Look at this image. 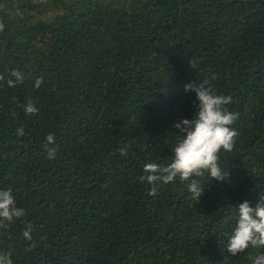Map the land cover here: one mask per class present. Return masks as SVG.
I'll return each mask as SVG.
<instances>
[{
  "label": "trees",
  "instance_id": "1",
  "mask_svg": "<svg viewBox=\"0 0 264 264\" xmlns=\"http://www.w3.org/2000/svg\"><path fill=\"white\" fill-rule=\"evenodd\" d=\"M0 22V190L25 210L0 229L13 264H252L264 254L226 250L236 207L264 197V0H0ZM13 70L25 78L9 87ZM204 79L239 113L234 148L219 154L229 177L197 178V203L179 177L149 195L138 178L147 163L171 162L174 124L198 105L185 85ZM29 101L36 114H25Z\"/></svg>",
  "mask_w": 264,
  "mask_h": 264
},
{
  "label": "clouds",
  "instance_id": "2",
  "mask_svg": "<svg viewBox=\"0 0 264 264\" xmlns=\"http://www.w3.org/2000/svg\"><path fill=\"white\" fill-rule=\"evenodd\" d=\"M5 25L0 22V32ZM190 67L195 69L198 62L195 59L189 60ZM15 79H8L9 87H15L18 83H23L24 75L19 70L10 73ZM5 78L0 75V81ZM43 82V77L35 80V86L39 87ZM185 91H194L198 105L191 119H182L174 124L178 129V139L172 149L173 157L166 166L157 163H147L144 166V175L138 179L141 183L147 182L151 185L149 195H156L161 184L174 183L179 177L181 183L185 185L191 195V199L199 201L205 191V186L201 183L200 177L207 174L210 179L225 181L229 177L219 163V154L231 152L236 143L238 132L232 127L239 117V113L229 111L227 105L232 102L231 96L215 94L208 81L197 86L194 83L185 85ZM27 115L36 114L38 109L29 101L24 106ZM18 137L25 133L23 128H18ZM45 151L48 159H55L57 147H55V137L48 134L46 137ZM122 156H127V146L119 149ZM237 223L231 235H228L226 250L232 256L245 253L249 247L259 249L264 246V197L251 206V202L245 200L238 207ZM25 215L22 207H17L12 190H0V229L8 227L15 220H19ZM33 225L27 224L22 232L23 237L32 241ZM35 247L34 242L30 243L26 251H31ZM12 253L0 252V264H13ZM252 264H264V254L258 253L254 257H249Z\"/></svg>",
  "mask_w": 264,
  "mask_h": 264
}]
</instances>
